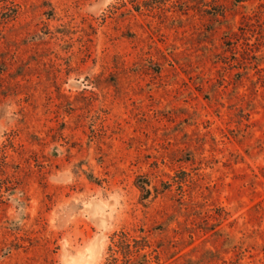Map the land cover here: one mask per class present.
Returning a JSON list of instances; mask_svg holds the SVG:
<instances>
[{"label":"rangeland","instance_id":"374dc122","mask_svg":"<svg viewBox=\"0 0 264 264\" xmlns=\"http://www.w3.org/2000/svg\"><path fill=\"white\" fill-rule=\"evenodd\" d=\"M0 264H264V0H0Z\"/></svg>","mask_w":264,"mask_h":264},{"label":"trees","instance_id":"16d2710c","mask_svg":"<svg viewBox=\"0 0 264 264\" xmlns=\"http://www.w3.org/2000/svg\"><path fill=\"white\" fill-rule=\"evenodd\" d=\"M240 2H241V1H240ZM240 2H239V3H240ZM142 190H143V193H145V194H146V196H148V195H149V192H148V191H145L144 187H142ZM123 237H124V238H126V236H125V235H123Z\"/></svg>","mask_w":264,"mask_h":264}]
</instances>
